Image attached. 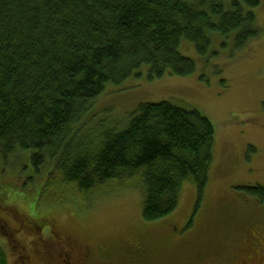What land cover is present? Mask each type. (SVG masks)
<instances>
[{
    "label": "trees",
    "instance_id": "1",
    "mask_svg": "<svg viewBox=\"0 0 264 264\" xmlns=\"http://www.w3.org/2000/svg\"><path fill=\"white\" fill-rule=\"evenodd\" d=\"M259 6V0H0L3 172L31 153L26 190L50 165L40 202L53 205L89 201L140 178L146 223L173 216L187 183L201 200L216 129L199 110L144 103L125 128L99 134H82L84 119L107 87L144 66L150 79L192 75L195 63L179 50L184 40L206 56L214 34H236V48L245 50L261 38L252 12ZM245 190L264 202V188ZM25 215L41 227L52 221ZM0 264H9L1 246Z\"/></svg>",
    "mask_w": 264,
    "mask_h": 264
},
{
    "label": "rangeland",
    "instance_id": "2",
    "mask_svg": "<svg viewBox=\"0 0 264 264\" xmlns=\"http://www.w3.org/2000/svg\"><path fill=\"white\" fill-rule=\"evenodd\" d=\"M259 1L260 6L252 12L261 38L245 50L236 48V34L228 38L214 34L206 56L184 40L179 50L195 63L196 71L192 75L166 74L150 79V68L144 66L124 84L107 87L84 119L88 126L82 134H99L106 129L125 128L132 113L144 103L165 101L180 108L199 110L216 129L210 181L201 200L197 188L187 183L180 195L179 209L168 218L170 221L146 224L143 183L136 178L125 185H115L108 193L92 196L89 201L73 197L56 205L41 204L43 178L52 167H45L38 179L40 183L23 190L25 177L33 173L31 153H24L27 157L22 155L13 168H8L9 172H3L0 165L1 221L24 230L25 212L34 218L50 217L63 232L91 245L97 254L107 252L117 258L126 254L122 252L123 245L127 246L131 240L149 241L146 239L166 235L162 229L171 218L189 215L200 201L197 213L203 215L205 228L202 236L201 228L197 234L204 242V252L216 253L224 246L233 251L239 242L240 252H244L242 236H247L252 244H257L259 237L261 243L264 202L256 201L245 190L264 188V0ZM5 236L0 229V246L10 264H16Z\"/></svg>",
    "mask_w": 264,
    "mask_h": 264
},
{
    "label": "flooded vegetation",
    "instance_id": "3",
    "mask_svg": "<svg viewBox=\"0 0 264 264\" xmlns=\"http://www.w3.org/2000/svg\"><path fill=\"white\" fill-rule=\"evenodd\" d=\"M197 205L189 215L171 218L162 229L166 235L146 239L149 241L131 240L123 245L122 252L126 254L117 258L107 252L97 254L91 245L75 240L53 220L41 227L24 218L23 230L1 221L0 216V227L16 264H264V238L258 243V237L257 244H252L247 236H242L244 252H240V242L233 251L224 246L216 253L204 252V242L197 234L199 228L201 236L204 234V218L197 213Z\"/></svg>",
    "mask_w": 264,
    "mask_h": 264
}]
</instances>
